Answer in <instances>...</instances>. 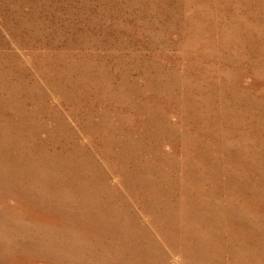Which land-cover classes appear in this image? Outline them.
<instances>
[{
    "label": "rangeland",
    "instance_id": "rangeland-1",
    "mask_svg": "<svg viewBox=\"0 0 264 264\" xmlns=\"http://www.w3.org/2000/svg\"><path fill=\"white\" fill-rule=\"evenodd\" d=\"M0 90V264H264V0H0Z\"/></svg>",
    "mask_w": 264,
    "mask_h": 264
},
{
    "label": "bare ground",
    "instance_id": "bare-ground-1",
    "mask_svg": "<svg viewBox=\"0 0 264 264\" xmlns=\"http://www.w3.org/2000/svg\"><path fill=\"white\" fill-rule=\"evenodd\" d=\"M28 28V27H27ZM30 29V28H29ZM74 51V50H73ZM41 52V51H40ZM45 52V51H44ZM75 52V51H74ZM51 54V53H50ZM46 55V54H45ZM69 55V54H68ZM86 55V54H85ZM39 59V58H38ZM92 59V58H91ZM78 60V59H77ZM76 60V61H77ZM82 61V60H81ZM90 61V60H89ZM2 62V61H1ZM9 62V61H8ZM41 62V61H40ZM74 62V61H73ZM45 63H46V60H45ZM82 63V62H81ZM100 63V62H99ZM41 64V63H40ZM71 65V64H70ZM91 65V64H90ZM46 66V65H45ZM87 66H89V65H87ZM93 66V65H92ZM72 67V66H71ZM99 67V66H98ZM102 67V66H101ZM42 68V67H41ZM40 68V69H41ZM66 68V67H65ZM95 68H96V66H95ZM15 69V68H14ZM66 70H69V69H66ZM75 70V69H74ZM109 70V69H108ZM49 72V71H48ZM81 72V71H80ZM5 73V72H4ZM100 73V72H99ZM74 75V74H73ZM79 75V74H78ZM65 76V75H64ZM64 76L62 77V78H64ZM83 76V75H82ZM61 77V76H60ZM59 77V78H60ZM74 77V76H73ZM90 77V76H89ZM105 77H106V75H105ZM20 78V77H19ZM51 78V77H50ZM66 79V78H65ZM44 80H45V78H44ZM62 81H63V79H62ZM61 81V82H62ZM81 81V80H80ZM98 81H99V79H98ZM5 86V85H4ZM56 86V85H55ZM90 86V85H89ZM22 87H23V85H22ZM11 88V87H10ZM57 88V87H56ZM96 90V89H95ZM1 91V90H0ZM24 91V90H23ZM98 91V90H97ZM33 92H34V90H33ZM83 92V91H82ZM23 93V92H22ZM63 93V92H62ZM78 93V92H77ZM81 93V92H80ZM87 93V92H86ZM79 94V93H78ZM3 95H5V94H3ZM86 95V94H85ZM89 95V94H88ZM103 95V94H102ZM76 96V95H75ZM80 96V95H79ZM11 97V96H10ZM69 97V96H68ZM111 97H112V95H111ZM74 98V97H73ZM102 98V97H101ZM104 99V98H103ZM0 100H1V98H0ZM28 100V99H27ZM98 100V99H97ZM100 100V99H99ZM16 101V100H15ZM33 101V100H32ZM72 101V100H71ZM70 101V102H71ZM7 102V101H6ZM34 102V101H33ZM28 103V102H27ZM78 103V102H77ZM4 104V103H3ZM75 104V103H74ZM102 105V104H101ZM106 105V104H105ZM129 105V104H128ZM9 106V105H8ZM70 106H72V105H70ZM108 106V105H107ZM10 107V106H9ZM34 107H36V105L34 106ZM145 107V106H144ZM96 108V107H95ZM138 108V107H137ZM141 108V107H140ZM9 109V108H8ZM93 109V108H92ZM36 110V109H35ZM82 110V109H81ZM31 111V110H30ZM51 111V110H50ZM150 112V111H149ZM151 117V116H150ZM154 117V116H153ZM152 117V118H153ZM22 118V117H21ZM24 118V117H23ZM31 119V118H30ZM152 120V119H151ZM153 121V120H152ZM23 122V121H22ZM89 123V122H88ZM56 124V123H55ZM37 128V127H36ZM61 131V130H60ZM158 134V133H157ZM132 139V138H131ZM96 140V139H95ZM109 142V141H108ZM69 143V142H68ZM95 144V143H94ZM105 144V143H104ZM107 147V146H106ZM70 148V147H69ZM109 148V147H108ZM86 149V148H85ZM84 149V150H85ZM63 150H64V148H63ZM145 150V149H144ZM40 151V150H39ZM60 151V150H59ZM62 151V150H61ZM69 151V150H68ZM82 152H84V151H82ZM40 153V152H39ZM62 154V153H61ZM57 155V154H56ZM60 155V154H59ZM83 155V154H82ZM111 155V154H110ZM62 156V155H61ZM77 156H79V155H77ZM81 156V155H80ZM109 156V155H108ZM36 157V156H35ZM34 157V158H35ZM44 157V156H43ZM47 157V156H46ZM49 157V156H48ZM87 157V156H86ZM113 157V156H112ZM120 157V156H119ZM182 157V156H181ZM3 158V157H2ZM55 158V157H54ZM54 158H53V160H54ZM126 158V157H125ZM36 159V158H35ZM120 159V158H119ZM49 160V159H48ZM52 160V161H53ZM109 160V159H108ZM124 160V159H123ZM37 161V160H36ZM40 161V160H39ZM88 161V160H87ZM93 161V160H92ZM119 161V160H118ZM38 162V161H37ZM76 162V161H75ZM112 162H113V160H112ZM120 162H121V159H120ZM124 162V161H123ZM42 163H44V162H42ZM57 163V162H56ZM114 163V162H113ZM112 163V164H113ZM118 163V162H117ZM31 165V170L32 171H34V172H36V173H31V174H29V176L30 175H34V177L35 176H38V172L40 173V171H38V169H44V166H43V164H41L40 162L39 163H35V162H31L30 163ZM58 164H60V163H58ZM124 164V163H123ZM215 164V163H214ZM237 164V163H236ZM52 165V164H51ZM54 165H55V167H57L56 166V164L54 163ZM116 165V164H115ZM114 165V166H115ZM126 165V164H125ZM143 165V164H142ZM141 165V166H142ZM238 165V164H237ZM19 166V165H18ZM59 166V165H58ZM61 166V165H60ZM111 166V165H110ZM129 166V165H128ZM136 166V165H135ZM208 166V165H207ZM2 167V166H1ZM27 167V166H26ZM53 167V166H52ZM53 168L54 170H56V168ZM112 167V166H111ZM132 167V166H131ZM211 167V166H210ZM236 167V166H235ZM4 168V167H3ZM93 168V167H92ZM91 168V169H92ZM152 168H153V166H152ZM156 168V167H155ZM219 168V167H218ZM82 169V168H81ZM140 169V168H139ZM213 169V168H212ZM239 169V168H238ZM15 170V169H14ZM75 170V169H74ZM125 170V169H124ZM134 170V169H133ZM132 170V171H133ZM200 170V169H199ZM46 171H47V173H45V174H47L48 176H50L51 177V175H50V173H49V171H48V169L46 168ZM67 171V170H66ZM93 171V170H92ZM123 171V170H122ZM139 171H141V170H139ZM191 171V170H190ZM101 172V171H100ZM99 172V173H100ZM153 172V171H152ZM161 172V171H160ZM130 173H131V171H130ZM146 173V172H145ZM190 173V172H189ZM71 174V173H70ZM84 174H86V173H84ZM101 174V173H100ZM148 174H150V173H148ZM159 174V173H158ZM191 174V173H190ZM194 174V173H193ZM196 174V173H195ZM244 174V173H243ZM17 175V174H16ZM76 175V173L74 174V176ZM83 175V174H82ZM102 175V174H101ZM127 175V174H126ZM146 175V174H145ZM217 175V174H216ZM236 174H234V176H235ZM73 176V177H74ZM86 176V175H85ZM161 176V175H160ZM159 176V177H160ZM32 177V176H31ZM91 177V176H90ZM134 177V176H133ZM141 177V176H140ZM158 177V176H157ZM165 177V176H164ZM163 177V178H164ZM240 177V176H239ZM56 178H60V177H56ZM89 178V177H88ZM189 178V177H188ZM191 178V177H190ZM233 178V177H232ZM6 179V178H5ZM101 179V178H100ZM187 179V178H186ZM60 179H55V177H52V183L51 184H54V185H56L57 183H58V181H59ZM104 180V179H103ZM210 178L208 177V180L207 181H209L210 182ZM224 180V179H223ZM63 181V180H62ZM128 181V180H127ZM146 181V180H145ZM152 181V180H151ZM49 182V181H48ZM88 182V181H87ZM89 182H90V180H89ZM107 182V181H106ZM225 182V181H224ZM61 183V182H60ZM92 183V182H91ZM94 183V182H93ZM108 183V182H107ZM143 183V182H142ZM151 183V182H150ZM182 183V182H181ZM247 183V182H246ZM125 184V183H124ZM185 184V183H184ZM23 185V184H22ZM90 185V184H89ZM178 185V184H177ZM17 186V185H16ZM43 186H47L46 184H44ZM108 186V185H107ZM141 186V185H140ZM147 186V185H146ZM227 186V185H226ZM240 186V185H239ZM11 187V186H10ZM56 187H58V186H55V189H56ZM104 187H105V185H104ZM151 187V186H150ZM227 187H229V186H227ZM44 188V187H43ZM110 188H112V187H110ZM161 188H164L163 186L161 187ZM179 187L178 186H173L172 187V189H178ZM181 188V187H180ZM188 188H190V187H188ZM14 189V188H13ZM155 189H157V188H155ZM184 190H186V189H184ZM100 191V190H99ZM134 191V190H133ZM156 191V190H155ZM159 191V190H158ZM91 194H93L91 191H89ZM104 192V191H103ZM110 192V191H109ZM144 192V191H143ZM152 192V191H151ZM177 192V191H176ZM212 192V191H211ZM14 193V192H13ZM81 193L82 194H87L88 193V191H85V190H82L81 191ZM100 193V192H99ZM140 193V192H139ZM160 192H157V194H159ZM163 193V192H162ZM167 193V192H166ZM207 192H205V194H206ZM215 193V192H214ZM238 193V192H237ZM47 194V193H46ZM152 194H154V193H152ZM161 194V193H160ZM106 195V194H105ZM116 195V194H115ZM162 195V194H161ZM164 195V194H163ZM162 195V196H163ZM193 195V194H192ZM206 195H208V194H206ZM190 196V195H189ZM25 197L26 198H28L29 197V193H28V191L25 193ZM157 197V196H156ZM166 197V196H165ZM192 197V196H191ZM204 197V196H203ZM89 198V197H88ZM111 197H109V199H110ZM138 198V197H137ZM195 198V197H194ZM199 198V197H198ZM90 199V198H89ZM93 199V198H92ZM144 199V198H143ZM145 199H146V197H145ZM144 199V200H145ZM163 199V198H162ZM161 199V200H162ZM188 199V198H187ZM191 199V198H190ZM197 199V198H196ZM195 199V200H196ZM236 199V198H235ZM101 200V199H100ZM116 200V199H115ZM149 200V204H150V199H148ZM169 200V199H168ZM246 200V199H245ZM98 201V200H97ZM113 201H114V199H113ZM112 201V202H113ZM146 201V200H145ZM192 201H194V200H192ZM211 201V200H210ZM101 202H103L104 203V201L102 200ZM101 202L100 203H98V206H101ZM107 202V201H106ZM152 202V201H151ZM170 202V201H169ZM202 202V201H201ZM231 202V201H230ZM247 202V201H246ZM92 203V202H91ZM111 203V202H110ZM160 203H161V201H160ZM196 203V202H195ZM85 204H87V202H85ZM162 204V203H161ZM192 204V203H191ZM197 204V203H196ZM203 204V203H202ZM92 205V204H91ZM90 205V206H91ZM103 205H105V203L103 204ZM208 205V204H207ZM229 205H231V204H229ZM97 206V205H96ZM115 206V205H114ZM113 206V207H114ZM165 207H166V205H164ZM178 206V205H177ZM187 206V205H186ZM197 206V205H196ZM94 207V206H93ZM112 207V206H111ZM116 207V206H115ZM168 207V206H167ZM188 207V206H187ZM203 207H204V205H203ZM221 207V206H220ZM244 207V206H243ZM110 208V207H109ZM196 208V207H195ZM225 208V207H224ZM230 208V207H229ZM117 209H118V207H117ZM170 209V208H169ZM173 209V208H172ZM180 209V208H179ZM185 209V208H184ZM244 209V208H243ZM110 210H111V208H110ZM115 210V209H114ZM218 210V209H217ZM224 210V209H223ZM242 211V210H241ZM174 212V211H173ZM240 212V211H239ZM238 212V213H239ZM112 213H113V211H112ZM115 213H116V211H115ZM188 213H190V212H188ZM187 213V214H188ZM214 213V212H213ZM114 214V213H113ZM185 214H186V212H185ZM115 216H116V214H114ZM128 215V214H127ZM162 215V214H161ZM161 215H159V216H161ZM11 216V215H10ZM189 217V216H188ZM213 218H214V216H212ZM211 218V217H210ZM216 218V217H215ZM132 219V218H131ZM212 219V218H211ZM221 219V218H220ZM83 220V219H82ZM85 221H89L91 224H92V222H91V220L89 219V218H85L84 219ZM125 220H127V219H125ZM158 220V219H157ZM213 220V219H212ZM192 221V220H191ZM215 221V220H214ZM220 221V220H219ZM4 222V221H3ZM8 222V221H7ZM217 222V221H216ZM226 222V221H225ZM85 223V222H84ZM188 223V222H187ZM196 223H198V222H196ZM98 227L99 226H101V229L100 230H103V231H105V232H110L111 230H115V228L114 229H112L113 228V226L115 225L112 221H110L109 219H108V217H107V213H102L101 214V211H99V216H98V218H97V220H96V223H95ZM126 224V223H125ZM220 224V223H219ZM189 225H191V224H189ZM208 225V224H207ZM91 226H93V224L91 225ZM192 229V228H191ZM191 229H189V230H191ZM200 229V228H199ZM188 230V229H187ZM196 231V230H195ZM192 231H189L187 234L188 235H193V238H194V241H195V239L196 240H198V241H200V243H204V240H200V238H199V236H197V235H195L194 233H191ZM220 232V231H219ZM198 234V233H197ZM220 234V233H219ZM187 237V236H186ZM204 237V236H203ZM246 237V236H245ZM188 238V237H187ZM201 238H202V236H201ZM243 238V240H244V237H242ZM90 240V239H89ZM189 240V239H188ZM255 240V239H254ZM186 241V240H185ZM193 241V242H194ZM190 244V243H189ZM193 245V244H192ZM194 245H195V243H194ZM189 246V245H188ZM194 247V246H193ZM187 248V247H186ZM185 248V249H186ZM187 250H191V248H187ZM194 252V250L192 251V253ZM188 253V252H187ZM260 254V253H259ZM262 254V253H261ZM260 254V255H261ZM258 255V254H257ZM205 260V257H203L202 256V260ZM263 263V262H262Z\"/></svg>",
    "mask_w": 264,
    "mask_h": 264
}]
</instances>
